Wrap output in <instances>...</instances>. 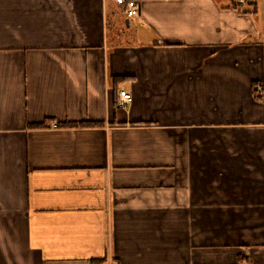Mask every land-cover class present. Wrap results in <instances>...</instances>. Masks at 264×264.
Returning a JSON list of instances; mask_svg holds the SVG:
<instances>
[{"label": "crops", "instance_id": "crops-1", "mask_svg": "<svg viewBox=\"0 0 264 264\" xmlns=\"http://www.w3.org/2000/svg\"><path fill=\"white\" fill-rule=\"evenodd\" d=\"M137 1L0 0V264H264V0Z\"/></svg>", "mask_w": 264, "mask_h": 264}, {"label": "built area", "instance_id": "built-area-1", "mask_svg": "<svg viewBox=\"0 0 264 264\" xmlns=\"http://www.w3.org/2000/svg\"><path fill=\"white\" fill-rule=\"evenodd\" d=\"M117 4L124 5L125 6V15L128 18H133L139 14V8L140 4L137 0H115ZM249 0H242V3H246ZM261 89V87H260ZM120 97L122 100V103H128L133 100L132 93L128 92L127 90H120ZM58 125L56 124L55 127Z\"/></svg>", "mask_w": 264, "mask_h": 264}, {"label": "water", "instance_id": "water-1", "mask_svg": "<svg viewBox=\"0 0 264 264\" xmlns=\"http://www.w3.org/2000/svg\"><path fill=\"white\" fill-rule=\"evenodd\" d=\"M131 23H130V20L127 19V26L130 27Z\"/></svg>", "mask_w": 264, "mask_h": 264}, {"label": "trees", "instance_id": "trees-1", "mask_svg": "<svg viewBox=\"0 0 264 264\" xmlns=\"http://www.w3.org/2000/svg\"><path fill=\"white\" fill-rule=\"evenodd\" d=\"M255 84H258V83H255ZM257 98H258V99H262V97H260V96H259V97L257 96Z\"/></svg>", "mask_w": 264, "mask_h": 264}, {"label": "rangeland", "instance_id": "rangeland-1", "mask_svg": "<svg viewBox=\"0 0 264 264\" xmlns=\"http://www.w3.org/2000/svg\"><path fill=\"white\" fill-rule=\"evenodd\" d=\"M125 27H126V26H124V30L126 29Z\"/></svg>", "mask_w": 264, "mask_h": 264}]
</instances>
